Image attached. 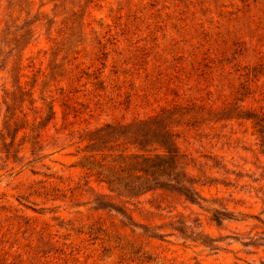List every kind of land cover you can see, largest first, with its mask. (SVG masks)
I'll return each instance as SVG.
<instances>
[{"label": "rangeland", "instance_id": "1", "mask_svg": "<svg viewBox=\"0 0 264 264\" xmlns=\"http://www.w3.org/2000/svg\"><path fill=\"white\" fill-rule=\"evenodd\" d=\"M263 55L264 0H0V264H264ZM167 109L197 202L81 167Z\"/></svg>", "mask_w": 264, "mask_h": 264}, {"label": "trees", "instance_id": "2", "mask_svg": "<svg viewBox=\"0 0 264 264\" xmlns=\"http://www.w3.org/2000/svg\"><path fill=\"white\" fill-rule=\"evenodd\" d=\"M263 69L264 55L258 63L247 69L245 75H254ZM241 93L243 95V92ZM227 110L229 112V109ZM228 112L224 108L219 113L223 116ZM169 114L170 111L167 109L144 120L125 125L106 124L98 128L100 132H93V137L88 139L87 150H85L88 153L82 156L81 167L93 172L100 181L107 184L111 191L118 194L139 196L153 189H169L177 191L191 202H197L201 197L192 186L187 184L181 154L175 145V135L170 131L166 122ZM243 115L245 116L241 117L250 119L255 127L256 132L254 133L257 136L259 147L264 152V115L261 113ZM118 126H124L128 132H120L122 138L119 135L114 140H106L113 138L117 132L104 131L114 130ZM95 139H99L102 143L116 144L92 149V146L98 142ZM120 139H126L123 147L118 144ZM218 214L225 215L215 211L211 219L216 224H220ZM151 236L160 237L155 233ZM211 247L217 248L214 245Z\"/></svg>", "mask_w": 264, "mask_h": 264}]
</instances>
